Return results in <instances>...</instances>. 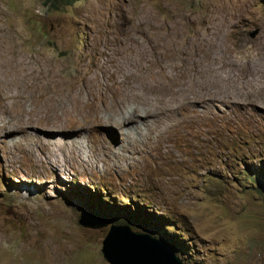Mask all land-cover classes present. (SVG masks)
<instances>
[{"label":"rangeland","instance_id":"374dc122","mask_svg":"<svg viewBox=\"0 0 264 264\" xmlns=\"http://www.w3.org/2000/svg\"><path fill=\"white\" fill-rule=\"evenodd\" d=\"M164 24L182 31V44L204 36L228 45L229 53L213 46L231 68L226 107L204 119L192 111L177 128L161 120L145 131L140 120L139 132L124 129L132 139L38 121L83 76L134 67L133 84L165 69L139 61L148 51L142 30ZM263 61L264 0H81L60 10L45 0H0V103L13 110L0 127L23 123L33 136L0 137V264H108L102 244L112 225L163 240L185 264H264ZM240 85L254 100L237 106L242 92L231 89ZM90 107L78 114L99 122ZM87 212L109 225L83 227Z\"/></svg>","mask_w":264,"mask_h":264},{"label":"bare ground","instance_id":"6f19581e","mask_svg":"<svg viewBox=\"0 0 264 264\" xmlns=\"http://www.w3.org/2000/svg\"><path fill=\"white\" fill-rule=\"evenodd\" d=\"M185 27L186 26H182L181 28L184 29ZM172 29L177 28L172 26ZM172 29L170 30L169 26L166 24L162 26L154 25L148 30L149 32H147V29H143L140 36L141 39L146 41L148 51L145 55L140 54L139 61L140 59L144 61L149 68L157 67V65L162 62L166 66L165 69L158 71V69L154 68L152 73H144L143 77L137 76L140 78L131 82L133 84H130V80L135 78L138 70L134 67L128 70L129 66H126L127 68L125 67L128 71L125 70L126 72L120 73L121 75L119 77L115 75V73L106 77L104 76L105 79L97 74L94 76L91 75L90 77L83 76L74 82L75 91L71 94H62V97L57 98L43 114L38 115V121L43 122L45 117L50 116L63 123L76 127L79 131L86 128L102 127L114 134L120 132V136H123L125 133L127 137L130 138L134 130L132 129L129 131L124 129H127L129 126L136 127L135 123H138L140 120L146 121L145 131H147L149 128L158 125L161 120L166 122L167 126L164 127H168V129L173 126H176V128L184 126L189 121L188 114L192 111L196 112L200 118H203L215 105H223L226 107V103L234 99L232 91L242 92L241 98H236L238 99L237 106H239L241 102H244V99L254 100L253 93L250 94L248 89H242L243 85H240L241 88H232L231 96L228 95L227 91L225 92V87L229 81V71L231 69L228 62L229 59L226 55V58L224 60L222 58L221 60L215 53L213 46L215 44L218 48L223 49L222 52L229 53L227 44H221L219 43L220 41H217V43L214 42V44L212 42L210 43L208 38L204 36L197 37L190 43L182 44L179 40L183 37L182 31ZM149 34L153 35L149 36ZM159 41H161V44ZM142 55L144 56L143 58ZM255 56H253L254 59ZM128 62L125 64L127 65ZM134 62H136V60H134ZM262 63H264V61ZM252 64L253 69L251 68V70H257L254 63ZM109 70L110 69L107 71ZM120 70L122 71V69ZM91 71L92 70H90V72ZM139 72H141V70ZM262 82L264 83V80ZM134 101H137L139 104V109L137 110L139 112L137 113V111H134L133 107V113L136 112V114L134 116L135 119L131 121L128 113L129 108H126V106H129ZM253 102L254 101H250V103ZM90 106L103 115L99 122L97 120L95 123L91 122L90 115V118H88L85 114H78L80 107L91 108ZM12 114L13 110L9 105L4 102L0 103V120L7 121L11 118ZM125 114H128V116ZM79 116H82L83 120H80ZM24 127L25 125L23 123L20 129L19 126L13 123H4L0 127V137L3 134L5 136L20 135V138L24 136L26 139H31L33 136L30 133L24 132L23 130V132L20 131ZM168 129L166 131H168ZM135 130L138 131V128L136 127ZM156 131L157 130H155V132ZM161 133L163 134V131ZM142 136L141 134L140 138H142ZM135 138H138V136ZM147 143L148 142L145 144ZM150 144L151 141L149 145H147L151 146ZM49 145L50 144L47 146Z\"/></svg>","mask_w":264,"mask_h":264},{"label":"water","instance_id":"95a60500","mask_svg":"<svg viewBox=\"0 0 264 264\" xmlns=\"http://www.w3.org/2000/svg\"><path fill=\"white\" fill-rule=\"evenodd\" d=\"M80 224L94 230L109 225L93 212L82 213ZM102 254L108 264H185L170 244L149 233L134 231L128 225L110 226Z\"/></svg>","mask_w":264,"mask_h":264},{"label":"trees","instance_id":"16d2710c","mask_svg":"<svg viewBox=\"0 0 264 264\" xmlns=\"http://www.w3.org/2000/svg\"><path fill=\"white\" fill-rule=\"evenodd\" d=\"M79 1L81 0H45V3L55 10H60L63 7L71 6ZM259 181L261 182V179Z\"/></svg>","mask_w":264,"mask_h":264}]
</instances>
